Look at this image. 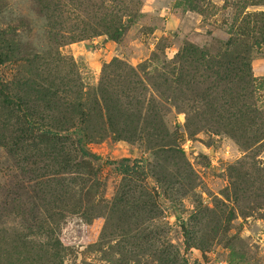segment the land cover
I'll return each mask as SVG.
<instances>
[{
    "label": "rangeland",
    "instance_id": "obj_1",
    "mask_svg": "<svg viewBox=\"0 0 264 264\" xmlns=\"http://www.w3.org/2000/svg\"><path fill=\"white\" fill-rule=\"evenodd\" d=\"M0 264H264V0H0Z\"/></svg>",
    "mask_w": 264,
    "mask_h": 264
},
{
    "label": "trees",
    "instance_id": "obj_2",
    "mask_svg": "<svg viewBox=\"0 0 264 264\" xmlns=\"http://www.w3.org/2000/svg\"><path fill=\"white\" fill-rule=\"evenodd\" d=\"M113 36V35H112ZM115 37V36H114ZM218 64H221V62H217ZM120 65V62H118L117 60H113L112 62H110L109 64H108V68H114V69H116V67L117 66H119ZM79 142H81V140H79ZM82 149V152L84 153V154H87V151L84 149V148H81ZM130 166L129 165H122V168L123 169H125V170H128V169H130L129 168Z\"/></svg>",
    "mask_w": 264,
    "mask_h": 264
}]
</instances>
